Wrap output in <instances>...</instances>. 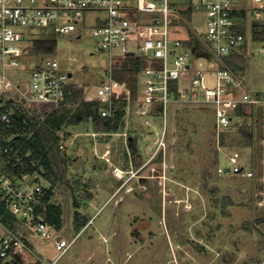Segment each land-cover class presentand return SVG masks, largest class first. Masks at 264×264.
Here are the masks:
<instances>
[{
	"label": "built area",
	"instance_id": "1",
	"mask_svg": "<svg viewBox=\"0 0 264 264\" xmlns=\"http://www.w3.org/2000/svg\"><path fill=\"white\" fill-rule=\"evenodd\" d=\"M89 11L105 13L93 34L99 39L100 49L110 56V65L93 99L106 105L101 111L104 117L112 116L114 105L125 101V128L113 134H120L127 143L130 117L146 124H150L149 119L162 123L160 135L146 145L149 157L142 159L143 163L166 162L170 133H176V118L182 109L211 110L220 132L229 131L235 118H242L237 116L240 106L245 113L249 107L254 115L258 107H264V89L254 88L252 51L257 45L264 58V0H0V201L13 217V226L0 218V264H57L78 236L64 238L62 229L57 231L45 221L39 208L46 187L36 181V176L42 175L30 172L29 162L36 163L26 160L28 153L22 154V143L16 142L19 134H5L1 124L11 122L22 101L40 115L60 108L72 84L73 73L69 76L57 58L37 56L31 46L23 44L29 38L23 28L45 26L68 34L78 29L79 21ZM195 11L204 22L203 32L190 23ZM254 21L259 22L256 38ZM183 30L186 37L180 36ZM193 37L201 43L200 48L185 43ZM200 51L214 59L211 65L215 69L205 70L201 62L196 64L193 57ZM137 52L143 56L151 53V65L139 71L133 99L129 85L114 77V63H122ZM234 52H242L250 60L243 73L225 66L223 57ZM210 74L215 78L213 87L207 80ZM223 156L229 164L218 165L220 173L255 177L256 169L240 164L238 151ZM114 174L123 177L124 171L116 169ZM34 233L54 241L60 250L56 258L49 261L41 256Z\"/></svg>",
	"mask_w": 264,
	"mask_h": 264
},
{
	"label": "rangeland",
	"instance_id": "2",
	"mask_svg": "<svg viewBox=\"0 0 264 264\" xmlns=\"http://www.w3.org/2000/svg\"><path fill=\"white\" fill-rule=\"evenodd\" d=\"M104 16L102 11H89L79 21L78 29L68 34H58L45 26L23 28L29 37L23 44L32 47L34 38L53 40L54 49L47 55L57 58L64 71L73 73L70 82L82 88L85 99L91 100L96 97L105 69L110 65L109 54L100 49L99 39L93 34ZM190 23L197 31L205 29L197 11ZM180 36L186 37V31ZM257 47L254 45L252 49L254 88L263 90L264 58ZM150 55L137 52L123 60L129 58L146 67L151 65ZM193 58L197 65L201 62L205 70L216 67L211 65L215 61L207 52L200 51ZM247 61L249 64L250 60ZM120 63L115 61V69ZM22 67L26 69V65ZM24 71L22 77H25ZM207 80L210 86H215L212 74ZM17 107L40 116L41 120L46 117L36 114L24 101ZM246 110L247 117L235 118L225 136V145H221L219 135L213 134L210 115L206 117L204 124L208 128L196 127L199 136L192 137L191 142L194 152L181 158L180 165L176 163L178 133L174 130L170 133L166 162L156 160L146 164L142 161L149 157L146 145L153 143L162 131L159 120L149 119L150 124H146L140 118L130 117L128 127L137 136L143 156L137 165L127 158L125 138L120 134L108 136L96 132L91 122L64 127L61 133L65 137L64 149L72 160L67 165V180L56 185L53 199L63 208L60 235L67 239L78 236L57 264H207L206 260L225 251L226 243L232 240L236 242L232 249L246 246L247 251H256L255 259L248 264H264V221L260 219L264 211L258 205L264 196V107H258L255 115L249 107ZM168 124L171 125L170 119ZM173 124L172 121V127ZM239 129L253 131L252 146L243 141ZM216 147L220 160L214 164L211 149ZM233 151L240 153V164L256 169L254 178L217 170L218 165L229 164L223 155ZM209 167L213 174L204 187L206 180L202 179V171ZM116 169L124 171L123 177L115 176ZM180 176L184 179L178 178ZM36 181L49 186L42 176H36ZM215 186H220L221 192H212ZM216 194H228L234 202L225 207L221 203L214 205L211 199ZM75 200L79 207L75 206ZM76 210L89 219L79 233L73 227ZM32 237L40 243L37 249L46 260L52 261L60 253L53 240H44L35 233ZM200 238L206 243L204 250L199 249ZM260 247L262 252H258ZM200 254H204V261H197L196 255ZM236 264H244V261H236Z\"/></svg>",
	"mask_w": 264,
	"mask_h": 264
},
{
	"label": "trees",
	"instance_id": "3",
	"mask_svg": "<svg viewBox=\"0 0 264 264\" xmlns=\"http://www.w3.org/2000/svg\"><path fill=\"white\" fill-rule=\"evenodd\" d=\"M186 15L190 17L189 12H186ZM252 27L253 34L255 35L256 32L259 31V22L254 21ZM185 43L195 45L197 48L201 47V43L196 37L187 40ZM32 49L33 53L37 55H47L53 51L54 42L49 38L34 39L32 41ZM223 61L225 66L234 72L243 73L246 70L247 59L242 52H234L225 56L223 57ZM142 68L143 67L136 61L128 58L122 61L114 72V77L117 80L126 82L129 85L133 99L137 96L138 74ZM173 87H176V83H173ZM68 103L69 105H67ZM105 106V104L98 100L85 99L83 89L79 88L76 84H71L61 107L47 113L43 120L39 118L40 116L29 114L25 110H15L11 116V122L9 124H1L5 134H19L16 142L18 144L22 143V154L25 155L28 153L29 155L26 157V160L36 163L32 165L29 162L30 172L41 173L42 177L49 182V186L45 188V195L42 199L39 212L45 221L57 231L63 228L64 219L62 205L55 202L53 199L55 187L59 183L67 180V165L68 162L72 160L69 154L66 153V150L60 147L64 137V134H61L62 130L69 125L91 122L96 132L106 133L108 136L113 133L122 132L125 128V101L118 102L114 105V113L112 116H102L101 111ZM209 115L213 120L211 124L213 134L219 135L221 145H225V136L228 131H217L216 119L211 110L182 109L178 112L176 119V131L178 133L176 140L177 165H180V159H183L187 153L192 154L194 152L191 142L193 139L192 137L199 136L196 127L199 125L207 129L208 126L204 124V121ZM237 116L242 118L247 117L243 106L237 109ZM238 133L246 144L250 146L253 145L254 133L252 130L247 131L239 129ZM123 145L125 146L127 158L129 160L131 159L132 162L137 165L142 154H140V149L138 147V138L131 130L129 131L127 143L123 141ZM211 151L214 155V164H216L220 160V152L217 147L211 149ZM159 160L161 159L159 158ZM211 169V167L204 168L202 171V179L206 180V182L203 183L204 187L208 186L207 182L212 177L213 173ZM178 178L184 179L182 176ZM211 191H215L216 193L221 192L220 186L213 187ZM211 200L214 205L221 203L223 207L234 202L228 194L221 196L217 195ZM75 206H80L76 200ZM222 212H225V210H222ZM0 218L8 225L13 226V217L9 211L5 209V205L1 201ZM88 222L89 219L86 215L78 210L74 212L73 227L78 233L86 227Z\"/></svg>",
	"mask_w": 264,
	"mask_h": 264
},
{
	"label": "crops",
	"instance_id": "4",
	"mask_svg": "<svg viewBox=\"0 0 264 264\" xmlns=\"http://www.w3.org/2000/svg\"><path fill=\"white\" fill-rule=\"evenodd\" d=\"M113 176H114V174H113ZM258 205L262 208L261 211H264V196L261 197ZM260 219H262L264 221V215L261 216ZM218 225H220V224L218 223L217 226ZM226 244H227L226 250L223 251L222 253H216L214 257L210 258V260H206V261H208L207 264H236V261H239V260L244 261V264H248L247 262H252L255 259L256 251L253 253L249 252V251H247L246 246L243 248L236 247L235 249H232L231 247L236 246L235 240H232L230 243H226ZM199 245H200L199 249L204 250L205 249L204 246L206 245V243L201 241V238H200L199 239ZM262 246H264V244ZM259 251L262 252L263 248L260 247L258 252ZM202 255H204V254L196 255L197 261H198V259L202 260V257H203ZM202 261H204V260H202Z\"/></svg>",
	"mask_w": 264,
	"mask_h": 264
},
{
	"label": "water",
	"instance_id": "5",
	"mask_svg": "<svg viewBox=\"0 0 264 264\" xmlns=\"http://www.w3.org/2000/svg\"><path fill=\"white\" fill-rule=\"evenodd\" d=\"M130 55H132V53H130ZM71 75H72V74L70 73L69 76H71ZM30 181H31V179H30Z\"/></svg>",
	"mask_w": 264,
	"mask_h": 264
},
{
	"label": "flooded vegetation",
	"instance_id": "6",
	"mask_svg": "<svg viewBox=\"0 0 264 264\" xmlns=\"http://www.w3.org/2000/svg\"><path fill=\"white\" fill-rule=\"evenodd\" d=\"M196 239V238H195Z\"/></svg>",
	"mask_w": 264,
	"mask_h": 264
}]
</instances>
